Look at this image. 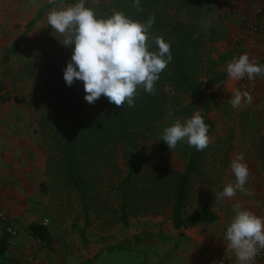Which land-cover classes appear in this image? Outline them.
Instances as JSON below:
<instances>
[{
  "label": "rangeland",
  "instance_id": "374dc122",
  "mask_svg": "<svg viewBox=\"0 0 264 264\" xmlns=\"http://www.w3.org/2000/svg\"><path fill=\"white\" fill-rule=\"evenodd\" d=\"M256 4L264 5V0H256ZM70 5L73 4H56L49 12ZM85 5L101 7L103 1L85 0ZM254 8L253 0H189L187 7L181 8L193 37H202L203 62L214 69L202 74V91L207 96L216 94L209 113L210 143L203 150L200 169L192 179L186 221L200 207L212 210L216 220L179 229L172 221L168 188L173 173L185 170L194 147L180 141L170 151L161 134L165 127L177 120L183 122L197 111L203 117L202 106L194 98L182 96L183 101L175 100L159 126L149 134L146 147L137 156L142 165L136 181L138 190L129 208L128 223H124L119 191L126 175V160L121 148L106 150L109 158L105 167L101 160L94 166L89 162L84 165L85 199L68 179L61 149L64 137H48L40 125L42 106L38 94L47 81L49 66L67 56L68 47L63 45L65 35L53 30L47 18L29 28L33 15L18 17L17 29L10 31L8 47L6 44L4 48L8 49L23 34L25 40L9 61H0V102H17L29 116L34 135L41 137L40 148L47 160L50 185L46 191L48 199L36 216L39 221L49 219L57 235L45 243L36 241L22 222L24 209L21 218L0 209L20 228L17 237L9 242L0 219V240L5 238L8 245L0 264H74L86 259L85 264H216L224 204L230 198L215 202L214 192H221L226 184L235 182L230 170L234 138L254 137L255 141V137H264L263 108L261 113L256 110L253 100L250 104L242 102L235 109L227 102L237 89L244 92L241 83L246 78L235 81L227 75V64L243 55L242 50L234 48L230 35L243 29L255 16ZM214 36L218 39L211 44ZM219 55L229 58L219 60ZM214 60L220 62L216 65ZM256 63L264 66L263 59ZM221 73L225 78H221ZM262 75L256 77L257 81ZM174 90L168 82L166 91L174 94ZM105 251L108 253L103 256ZM110 254L113 255L110 260H100L101 256L107 258ZM254 261L264 259L260 260L258 254Z\"/></svg>",
  "mask_w": 264,
  "mask_h": 264
},
{
  "label": "trees",
  "instance_id": "16d2710c",
  "mask_svg": "<svg viewBox=\"0 0 264 264\" xmlns=\"http://www.w3.org/2000/svg\"><path fill=\"white\" fill-rule=\"evenodd\" d=\"M102 1L101 7L85 5L94 11L97 19H107L118 11L133 21L145 23L154 14L155 23L149 37L151 39L161 36L171 45L172 62L162 71L155 83V95L138 86L133 107H129L127 102L122 107H117L109 103L104 96L94 104H89L84 99L86 93L82 81L74 80L69 87L63 79L64 69L71 60L74 48V45L67 46V56L58 64L49 66L47 81L38 94L42 106L40 125L48 137H64L61 139V149L68 179L82 192L85 199L87 178L84 175V165L89 162L94 166L95 162L101 160L102 166L105 167L109 158L106 150L121 148L126 160V175L121 183L119 197L122 219L124 223H128L129 208L138 190L136 181L142 167L137 156L146 147L149 134L159 126L175 100L183 101L182 96L194 98L195 102L202 106L203 119L209 126V113L216 94L207 96L201 88L202 74H209L212 67H206V62H203L202 37H193L186 15L181 11V8L187 7L189 0H140V7L144 10L142 13L132 7L134 0ZM59 3L78 2L59 0L46 8ZM217 39L214 36L211 44ZM24 40L25 35H22L12 44L3 56L4 62L17 54ZM149 50L158 51V48L152 43ZM228 58L219 55V60ZM219 62L214 60L216 65ZM221 78H225V74L221 73ZM168 82L175 87L174 94L166 91ZM202 156L203 151L193 148L185 170L182 173L175 172L171 177L168 198L171 202L172 221L177 229L211 224L216 220L212 210L200 207L194 210L186 221V216L189 215L192 179L200 169ZM37 235L44 239L49 234L45 230L38 231ZM7 248V240L2 238L0 259H5Z\"/></svg>",
  "mask_w": 264,
  "mask_h": 264
},
{
  "label": "clouds",
  "instance_id": "9594fccd",
  "mask_svg": "<svg viewBox=\"0 0 264 264\" xmlns=\"http://www.w3.org/2000/svg\"><path fill=\"white\" fill-rule=\"evenodd\" d=\"M53 2L49 0V3ZM132 7L140 13L144 11L140 7V0H134ZM47 23L53 30L65 35L63 45H74L63 79L69 87L74 80L82 81L86 93L84 99L89 104L104 96L117 107H122L125 102L133 107L138 86L155 95L154 85L173 59L171 45L163 37H149L155 23L154 14L145 23L133 21L118 11L107 19H97L94 11L85 6V0H79L61 10L50 11ZM152 43L158 51L149 50ZM226 70L228 77L235 81L245 77L253 81L264 74V66L250 61L247 54L228 63ZM227 102L235 109L242 102L250 104L252 97L248 92L237 89ZM208 132L209 126L197 111L191 118L183 122L177 120L165 127L161 140L170 151L180 141H186L189 147L203 151L210 143ZM243 161V154H237L232 160L230 170L235 182L226 184L221 192H214L215 202L232 198L238 191L253 195L245 188L250 173L247 163ZM233 209L235 215L225 235L227 248L234 252L237 264H251L264 250V217L242 210L239 204H235Z\"/></svg>",
  "mask_w": 264,
  "mask_h": 264
},
{
  "label": "crops",
  "instance_id": "0c3cea01",
  "mask_svg": "<svg viewBox=\"0 0 264 264\" xmlns=\"http://www.w3.org/2000/svg\"><path fill=\"white\" fill-rule=\"evenodd\" d=\"M49 4V0H0V61H3L5 52L22 36L7 49L6 40L9 39L10 31L17 29L18 17L32 14L34 19L29 28H33L37 21L46 20L49 9L54 6L46 8ZM6 44L7 47L4 48ZM259 56L256 57L264 60V53L260 58ZM260 78L252 100L256 110L259 109L261 113L263 111L260 109L264 110V74ZM255 138L254 141V137H235L233 141L235 150L232 157L234 159L237 154H243V162L247 163L250 173L245 188L253 195H244L238 191L224 204L221 220L224 234L221 233V244H218L221 248L217 249L216 264H237L236 256L227 248L228 242L225 239L226 229L235 215V204H239L242 210L264 217V137ZM41 141V137L34 135L29 116L22 112L17 102H0V209L9 211L17 218L24 209V226L30 230L36 241L45 243L55 238L57 230L52 222L47 227L43 226V220L39 221L40 218L36 216L38 211L43 210V204L48 199L46 191L50 185L47 160L40 148ZM45 230L49 235L40 239L38 231ZM107 253L105 251L102 254L105 256ZM111 258L113 255L110 254L107 258L101 256L100 260L108 261ZM86 260L73 263L85 264ZM251 264H264V261L253 260Z\"/></svg>",
  "mask_w": 264,
  "mask_h": 264
},
{
  "label": "built area",
  "instance_id": "2783aa9c",
  "mask_svg": "<svg viewBox=\"0 0 264 264\" xmlns=\"http://www.w3.org/2000/svg\"><path fill=\"white\" fill-rule=\"evenodd\" d=\"M255 5L254 12L255 16L246 23L245 27L237 32H233L230 35V41L234 48L242 50V53L250 57L254 62L259 59L256 56L264 53V5L258 6L256 0H253ZM260 55V56H261ZM259 56V58H260ZM258 88L257 78L253 81H249L247 77L241 83V89L249 94H255ZM2 221V228L9 238V242L15 239L20 231L19 226L15 221L6 215H0ZM50 224L49 219L43 220V226L47 227ZM34 258L35 255H32ZM260 260L264 259V252L259 253Z\"/></svg>",
  "mask_w": 264,
  "mask_h": 264
}]
</instances>
